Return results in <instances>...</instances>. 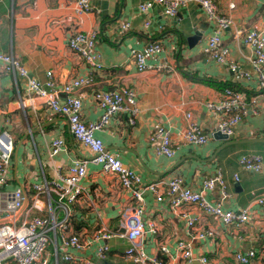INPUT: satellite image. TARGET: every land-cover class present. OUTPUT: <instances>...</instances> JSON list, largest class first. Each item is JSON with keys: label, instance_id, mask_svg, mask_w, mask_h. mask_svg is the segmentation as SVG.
<instances>
[{"label": "crops", "instance_id": "crops-1", "mask_svg": "<svg viewBox=\"0 0 264 264\" xmlns=\"http://www.w3.org/2000/svg\"><path fill=\"white\" fill-rule=\"evenodd\" d=\"M152 1L89 0L91 9L76 14L74 0H0V53L19 61L26 72L24 78L13 73L0 75V132L8 133L13 146L7 180L0 193L4 195L18 188L29 200L33 185L49 183L77 159L89 161L95 155L92 149L69 136L64 117L50 112L43 99L26 91L29 80L43 86L46 73L50 72V90L62 100L65 83L88 75L82 59L68 48V40L76 33L95 32L93 51L99 67L92 73L90 87L74 92L81 103L82 121L88 124L99 120L102 111L94 94L102 91L131 89L138 108L134 126L128 125L127 115H116L93 132L92 139L99 142L102 151L117 155L142 184H159L162 189H166L170 178L179 177L183 186L199 192L202 180L219 170L225 182L226 199L220 202L217 188L204 192V198L212 206L221 203L225 210H245L248 214L243 226L224 227L210 215L188 207L191 215L197 217L196 230L212 231L211 237L195 240L182 221L170 213L163 199L157 202L146 193L142 218L153 231L145 229V254L163 262L185 264L176 251L177 242H185L194 257L205 256L210 264H236L233 254L248 250L256 253L250 264H264V204L254 203V198L264 195V166L260 172L250 173L238 164L239 158L246 155L258 156L264 162L261 136L264 96L250 66L252 52L242 40L246 30L264 25V0H212L216 14L232 22L220 35L222 46L229 52L222 65L201 52L214 23L198 5L189 3L179 8L174 18L164 16L161 7L155 4L147 12H139L141 3ZM123 22L129 24L126 32L118 28ZM145 22L149 23L147 27ZM198 35L199 40L192 43ZM152 42L159 43L162 50L153 56L145 55L148 67L137 71L130 51L143 52ZM229 64L248 78L234 80ZM226 88L240 92L249 110L228 139L240 143L224 146L210 160L226 141L211 138L201 147L184 144L181 138L186 127L184 115L188 113L200 132L209 135L216 118L206 111L204 104L217 101ZM155 123L168 132L175 151L171 159L158 156L157 142L149 140ZM56 138L64 142L65 149L49 156V143ZM233 174L237 182L232 180ZM79 185L82 196L68 206L66 229L56 228L48 233L45 264H134L124 257L127 248L124 240L95 238L98 230L122 232L118 216L131 204L129 194L120 189L115 176L89 162ZM42 195L37 203L41 211L32 209L30 217L48 215L50 201ZM1 210L3 202L0 215ZM23 215V211L19 212L17 223ZM54 215L56 220L62 219L59 210ZM65 235H76L83 244L81 250L67 251L69 260L63 259L61 248ZM101 246L107 250L98 260L95 254ZM162 246L166 254L160 252Z\"/></svg>", "mask_w": 264, "mask_h": 264}, {"label": "built area", "instance_id": "built-area-1", "mask_svg": "<svg viewBox=\"0 0 264 264\" xmlns=\"http://www.w3.org/2000/svg\"><path fill=\"white\" fill-rule=\"evenodd\" d=\"M189 3L198 5L205 13L208 20L214 23L212 33L206 38L201 52L207 55L216 64L226 63L228 49L220 42L221 33L229 28L231 20L225 16L216 14L215 4L212 0H153L144 2L138 6L140 13L147 12L153 4L161 7L162 14L168 18H174L178 9ZM233 6L230 5V8ZM73 9L76 14L87 13L91 8L89 0H74ZM149 25L144 23V27ZM120 32H126L129 28L127 22L118 25ZM95 32L86 34L76 33L68 40V48L82 59L86 65L88 75L73 79L62 86L61 93L63 99L58 100V96L52 93L50 77L51 73H46V82L40 85L36 81L27 82V94L34 95L44 100L47 108L55 115L65 118L69 136L77 143L82 144L95 152L91 160L77 159L65 171L64 174L57 173L56 179L40 185H33L32 196L27 200L20 189H15L7 194L0 193V202H3V210L0 215V264H45L43 254L49 243L48 233L54 232L56 228L65 230L69 217L68 206L77 202L82 196L80 181L85 177L86 164L92 163L100 166L101 170L107 174L115 176L120 189L130 196L131 204L125 206L118 216V228L122 232L100 231L95 234V238L107 241L118 237L127 243L124 250V257L134 264H175L173 261L163 262L155 257H148L143 248V238L147 231H153L143 221L144 195L149 193L154 200L166 203L170 213L178 217L186 227L188 235L192 239L202 240L212 236V231L196 230L197 217L191 215L188 207L210 215L224 227L243 226L247 222V211L232 212L222 208L221 203L212 206L203 196L206 191L219 189L220 202L226 199L225 182L222 173L218 170L212 176L201 182V190L194 192L183 186L182 179L172 177L166 183V189H162L159 184H142L139 177L131 170L124 167L118 156L103 152L99 142L92 139V134L104 127L108 120L116 115L128 116L129 126L135 125L138 114L135 94L131 89L120 88L113 92H98L94 94L97 107L102 114L97 122L85 124L81 119V103L74 92L81 88L90 87L92 84V73L99 67L97 65V54L94 53ZM243 45L250 48L252 58L250 66L256 76L258 89L264 96V25L260 28H250L243 33ZM159 43L152 42L146 45L143 52L130 51V58L137 71L145 70L148 65L145 63V55H156L161 51ZM228 70L234 80L247 79L246 73H241L235 65L229 64ZM13 73L24 78L26 72L22 65L10 55L0 53V75ZM254 103V100H250ZM204 107L208 113L216 118V123L209 135L200 132L196 124L189 120L190 115H184L186 127L181 134L184 144L201 147L208 143L216 134L224 136L227 140L234 134L235 128L241 122L242 117L249 110L248 104L243 100L242 94L234 89L226 88L222 95L215 102H207ZM261 136L264 137V128L261 129ZM214 139V138H213ZM150 142H157L155 152L158 156L171 159L174 156V149L168 132L155 123L152 126ZM12 140L7 132H0V190L5 185L8 175L12 155ZM64 142L56 138L49 143V156L57 155L64 151ZM239 166L250 173H258L262 170L264 162L260 157L254 155L242 156L238 160ZM232 180L237 182V176L232 175ZM45 194L50 201L48 215H38L30 217L31 210L37 208V203ZM29 201V206L27 202ZM257 205L264 204V195L254 198ZM2 205V203H1ZM62 212V219L56 220L54 212ZM23 211V219L17 223L19 212ZM30 217V218H29ZM82 243L76 235H65L61 239V248L64 252V260H69L68 250H81ZM95 254L100 260L105 246L98 248ZM101 249V250H100ZM176 251L185 264H210L205 256L194 257L190 251L189 244L177 242ZM160 252L167 253L162 246ZM66 254V255H65ZM256 258L253 250L245 251L242 254H233L236 264H250ZM90 264V263H85Z\"/></svg>", "mask_w": 264, "mask_h": 264}, {"label": "water", "instance_id": "water-1", "mask_svg": "<svg viewBox=\"0 0 264 264\" xmlns=\"http://www.w3.org/2000/svg\"><path fill=\"white\" fill-rule=\"evenodd\" d=\"M197 40H199V35L198 36H194V38L191 40L192 43H195ZM190 45V44H189ZM214 140H218V141H226L224 142L219 148L216 149V151L214 152L213 156L211 157L210 160H212V158L215 157V155L224 147V146H228V145H232V144H236V143H240V142H233V141H228L224 136L216 134L215 136H213ZM245 142H250V140H246ZM262 142H264V140H262Z\"/></svg>", "mask_w": 264, "mask_h": 264}]
</instances>
